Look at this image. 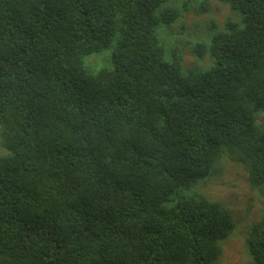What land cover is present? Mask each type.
<instances>
[{"label":"trees","instance_id":"obj_1","mask_svg":"<svg viewBox=\"0 0 264 264\" xmlns=\"http://www.w3.org/2000/svg\"><path fill=\"white\" fill-rule=\"evenodd\" d=\"M220 1L187 67L163 31L208 0H0V264H222L234 215L191 191L225 149L264 189V0Z\"/></svg>","mask_w":264,"mask_h":264},{"label":"rangeland","instance_id":"obj_2","mask_svg":"<svg viewBox=\"0 0 264 264\" xmlns=\"http://www.w3.org/2000/svg\"><path fill=\"white\" fill-rule=\"evenodd\" d=\"M187 0H173L176 6L183 5ZM189 1V0H188ZM200 0H192L194 6ZM210 12H199L190 9L182 22H178L172 30L163 31L164 39L171 42L173 39L181 46L184 63L187 67L197 63L208 66L210 60L198 62L194 56L193 45L208 38V23L212 20L224 23L233 13L229 6L220 0H208ZM186 29L178 35L180 26ZM257 123L263 122L264 110L255 115ZM191 192L205 195L212 201L225 204L232 211L236 222L233 234L222 243L223 253L220 258L222 264H248L247 235L250 226L258 221L264 213V189L253 190L249 184L248 167L245 160L239 155H232L227 149L217 161L209 177L200 180Z\"/></svg>","mask_w":264,"mask_h":264}]
</instances>
